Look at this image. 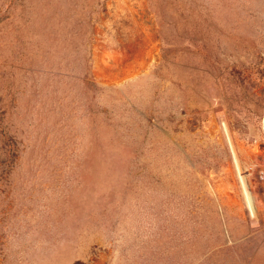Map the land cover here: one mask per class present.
Wrapping results in <instances>:
<instances>
[{
  "label": "rangeland",
  "instance_id": "1",
  "mask_svg": "<svg viewBox=\"0 0 264 264\" xmlns=\"http://www.w3.org/2000/svg\"><path fill=\"white\" fill-rule=\"evenodd\" d=\"M263 128L264 0H0V264H264Z\"/></svg>",
  "mask_w": 264,
  "mask_h": 264
},
{
  "label": "built area",
  "instance_id": "2",
  "mask_svg": "<svg viewBox=\"0 0 264 264\" xmlns=\"http://www.w3.org/2000/svg\"><path fill=\"white\" fill-rule=\"evenodd\" d=\"M263 136H264V128H263ZM263 155H264V153H263ZM258 178H259V181L264 182V160H263V163L259 169Z\"/></svg>",
  "mask_w": 264,
  "mask_h": 264
},
{
  "label": "bare ground",
  "instance_id": "3",
  "mask_svg": "<svg viewBox=\"0 0 264 264\" xmlns=\"http://www.w3.org/2000/svg\"><path fill=\"white\" fill-rule=\"evenodd\" d=\"M248 199H249V202L252 203L250 197H248ZM251 205H252V204H251Z\"/></svg>",
  "mask_w": 264,
  "mask_h": 264
}]
</instances>
